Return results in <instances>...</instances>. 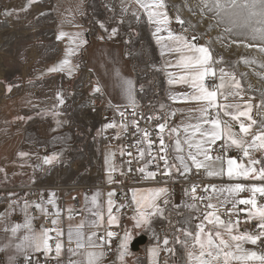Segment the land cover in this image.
<instances>
[{
  "label": "snow or ice",
  "instance_id": "obj_1",
  "mask_svg": "<svg viewBox=\"0 0 264 264\" xmlns=\"http://www.w3.org/2000/svg\"><path fill=\"white\" fill-rule=\"evenodd\" d=\"M132 3L138 5V9L131 13L136 22H140L143 15L146 22L153 26L152 35L160 46L161 55L176 56L174 62L168 61L164 66L175 67L180 70V74L169 72L168 82L170 84L178 82L188 84L192 91L186 98L200 102L202 106L196 109L195 116L189 115L188 122L179 127H169L167 118L162 120L159 116H141L136 111L135 82L130 78L123 77L117 70L115 76L125 101L124 104L116 106L122 121L119 124L115 120L106 123L101 132L114 128L127 131L128 125H133L137 136L135 144L130 145V147L135 148L138 160L145 161L144 166L138 170L144 173L147 178L154 179L156 177L157 171L147 170L150 165L156 164L157 169L164 176H171L173 171L187 175L192 173L193 169L197 171L203 169L209 177L227 176L229 180L242 178L244 180L264 181V155H261L260 158L253 156L254 152L264 153V121L257 126L258 122L250 116L251 103L220 102L229 101L230 98H233V101L236 98L243 100V90L235 74H229L223 68L218 70L215 67V64L221 61L214 57L210 46L200 45L196 42L198 38L195 34L191 37L186 35L188 28L184 27L186 24L184 19L179 16L176 17V22L182 28L180 33L171 29L172 18L169 16L166 0H132ZM203 7L212 11L218 17V22L225 25V35L242 37L245 41L258 42L255 44L247 43L244 46L256 48L261 55H264V0H207ZM127 10L126 7L124 11L127 12ZM100 27L104 28V24L101 23ZM116 31L113 28L110 36L116 35ZM65 37L70 41L65 57L58 64L49 68L48 71L67 72L71 76L73 65L70 57L75 55L86 41L82 40L80 33L60 32L57 38L62 40ZM232 42L238 43V41ZM244 62L246 64L260 63V66L264 68V61H258L257 57L245 59ZM218 72L219 75H217ZM217 79L219 83H215ZM8 91H11V87ZM94 91L100 92L101 88L97 86ZM57 99L58 106L63 105L64 100L60 93L57 94ZM128 108L132 109L131 113L127 112ZM53 115H59V113L54 112ZM129 115L133 119L125 123L124 121L128 120ZM136 117L146 122L153 119L161 122L157 123L153 133L147 127L141 128ZM225 117L239 123V132L234 130L232 123L224 119ZM242 117L250 123H246L245 120L241 119ZM254 126H257L255 131H253ZM119 135L118 132L116 134L117 139H119ZM221 140L224 143L216 147L214 152V146ZM153 145H156L155 150ZM233 147L241 151L243 158L241 162L226 155L228 150ZM126 154L132 156L133 153L128 151ZM20 155L25 156L27 154L21 153ZM60 155V153H53L51 156L44 157L43 165H52L59 160ZM121 155H125L123 150ZM146 156L150 159L145 160ZM114 157L115 153L109 154V160H114ZM160 161H163L162 169L159 166ZM128 163L130 165L132 161L129 160ZM131 170L129 168V171ZM115 171H117V167L110 164L108 169L109 183L112 182L111 174ZM203 191L209 194L197 198L195 196L197 186L193 185L190 190V199L193 201L197 199L201 203L207 201L203 204V208H199L195 202L187 204V207L200 213L196 217L199 222L193 225L189 221L186 227L178 229V232H182L185 237L180 242L186 249L190 264H264V249L257 251L245 246L264 244V203L258 204L257 200V194L264 197V184L235 183L219 188L215 185H209ZM167 192L168 189L165 187L150 188L142 193L133 191L132 200L135 203L136 214L132 219L135 220V227H148L151 230L152 218L164 216V210L157 201L165 197L164 204L166 205L168 203ZM244 192L250 194L249 198H240V194ZM107 195L109 224H115L117 218L113 215L115 202L112 199L115 193L109 192ZM100 196L101 193L96 192L90 197L91 215L95 217L90 221L93 227L103 221V214L98 210ZM85 200H89L87 195ZM41 201L42 203L35 204L37 209L47 215L48 209L43 204L52 205L55 210L54 215L59 217L60 209L56 206L55 191L48 193L46 201L41 194ZM225 205H231L228 209L230 216L239 211H245L249 220H256L258 223L254 226V230L240 231L238 219L235 221L229 219L227 222L221 219L220 213ZM241 205L246 207L241 209ZM28 207L29 204L25 202L22 211L26 213ZM69 211L71 212V209ZM51 223L57 225L59 220L53 219ZM209 225L211 227H208ZM83 227L84 225L81 224L75 231L76 249H69V252L72 255H83L85 260L71 261L70 264H99L105 253L102 250L88 251L87 249H101L102 245L97 244L94 240L95 233L85 239L82 232ZM21 231H23V235L17 236V233ZM52 232L55 233V236L50 234ZM11 233L13 237H16V242L8 245V247H14L16 250L15 255L10 257L12 264H15L16 256L21 254L25 260H30L33 252L41 250L46 255L53 251L57 257L61 254L63 245L60 237L63 232L58 228L43 229L37 232L32 227L31 218L25 215L24 222L15 224L11 228ZM153 234L154 238L159 241L157 234L155 232ZM115 235L116 233L112 231L107 233L109 238ZM72 238L73 232L70 229L68 232L69 241ZM174 238L179 240V235H174ZM129 239L130 236L126 233L120 244V248L123 249L120 252V260H123L127 254ZM53 240L55 241L54 245L50 244V241ZM162 244L168 246L169 239L163 238ZM80 249H85V251L80 253ZM165 250L172 251L170 247H166ZM151 254L153 264H155L158 249H151Z\"/></svg>",
  "mask_w": 264,
  "mask_h": 264
},
{
  "label": "rangeland",
  "instance_id": "obj_2",
  "mask_svg": "<svg viewBox=\"0 0 264 264\" xmlns=\"http://www.w3.org/2000/svg\"><path fill=\"white\" fill-rule=\"evenodd\" d=\"M45 2L50 4L49 0H0V141L13 137L7 145L13 144L15 140L17 148L14 150L18 153L31 155L30 167H33L36 163H42L43 158L50 156V153L46 149L42 150L28 144L23 145L21 149L20 137L23 130L31 123L45 122L46 125L48 123L50 125L52 121L54 125L49 126L46 133L53 129L61 130L64 127L69 129L75 136V146L58 152L61 154L59 160L49 165L50 170L40 174L39 178L43 179H40L39 183L46 187H59L61 193L58 194L60 196H63L62 193L80 188L75 192L80 196L82 191L87 192L91 188H95L100 181L106 185L111 184L109 183L108 169L110 164H114L118 170L116 160L118 146L113 144L103 146L101 141L109 136L116 138V134L119 132L121 135L122 131L119 128H114L101 132L103 126L110 121L115 120L118 124L120 123L118 111L116 107L104 103L103 98L94 91L95 88L91 87V80L86 78L87 66L81 67L79 63V56L85 55L84 50H80L82 46L76 53L77 56L70 58L73 65L71 76L67 72L65 76L48 71L49 68L53 67L57 41L53 30L54 17L50 8L45 7ZM206 2L207 0H166L169 16L172 18L171 11H174L186 21L184 26L188 28L186 35L191 37L195 34L198 38L196 42L200 45L210 46L214 57L221 61L216 63L215 67L218 70L223 68L229 74H235L243 90V100L236 98L233 101V98H230L231 101L242 104L251 103L250 116L252 115V119L260 123L259 121L264 117V68L260 66V63L246 64L244 61L251 57H257L258 61H264V55H261L256 48L244 46L247 43L255 44L258 42L245 41L242 37L225 35V25L218 22V17L212 11L203 7ZM122 3L121 0H85L86 7L76 16V22L89 38L85 35L83 41L86 43L83 45L92 43L95 38L96 40L112 39L125 43L127 57L137 75V92L141 97L140 103L142 104L136 109L149 111L163 120L167 117L162 112L164 105L162 88L169 78L168 73H166V69L169 67L164 65L169 55H161L160 46L152 35L153 26L146 22L143 15L140 22H136L131 15V6L125 12L124 9L127 6L125 7ZM101 23L104 24V28L100 27ZM170 27L174 32L180 33L182 31L181 25L176 22V19H172ZM113 28L117 30L116 35L110 36ZM57 31L59 33L64 32V30L59 31V29ZM232 41H238V43ZM69 45H66L65 52ZM64 57L65 54L62 59ZM215 83H219L218 79L215 80ZM9 87H11V91H8ZM58 93L64 100L63 105L60 106H58ZM54 112H58L59 115H53ZM168 124L173 126L172 121L168 120ZM222 143L214 146L213 151L215 152V148ZM8 146L0 145V152L7 149L6 154L10 153L11 150ZM36 151H38V155L33 157V153L36 154ZM110 153H115L114 160H109ZM229 153L236 159V154L241 153V151L229 149L226 155L228 156ZM261 155L264 153H253L256 158ZM2 159V161L0 160L2 165L4 163L9 165L7 157ZM237 159L242 160L243 158ZM32 172V175L30 173L27 178H23L21 181H15L12 177L5 178L6 187H2L3 189L0 190L6 189L5 194L11 195L10 200L26 202L22 199L20 188L37 183L36 172L33 170ZM115 172L111 174V180ZM103 175L104 180L102 179ZM172 176L174 180L186 177L180 173H173ZM211 178L216 179L213 176ZM226 178L228 179V177ZM44 179L45 181H43ZM223 179L225 178L216 180V182ZM256 182L258 185L263 184V181ZM226 183H230V181ZM89 186L93 187L89 188ZM215 186L217 187V184ZM159 187H165L169 190L164 185ZM99 188L103 192L100 186ZM113 189L111 187L106 188V204L107 194L114 190L116 193L118 191L117 188ZM148 189L150 188L134 190L137 193H142ZM134 190L131 192L133 193ZM132 193L129 195L130 198H132ZM0 194L4 193L0 192ZM71 197L72 194L66 196L68 209L71 207H69ZM259 197L258 194V204H260ZM262 198L264 199V197ZM31 206L32 213L34 206L32 204ZM133 207H135L134 202ZM177 209L173 204L167 207L171 232H177L180 229L173 220L175 217L173 210L176 211ZM115 214L113 212V215ZM117 215H122V212L119 211ZM181 215L184 214L181 213ZM190 215L191 213H187L186 217H191ZM192 215L196 219L197 211L192 212ZM107 223L110 225L109 220ZM143 228H138L135 232ZM123 233L120 242L123 240L125 231ZM150 246L151 248L157 247V245ZM0 254L3 255L1 252Z\"/></svg>",
  "mask_w": 264,
  "mask_h": 264
},
{
  "label": "crops",
  "instance_id": "obj_3",
  "mask_svg": "<svg viewBox=\"0 0 264 264\" xmlns=\"http://www.w3.org/2000/svg\"><path fill=\"white\" fill-rule=\"evenodd\" d=\"M50 6L48 5V2H45V7L50 8L51 14L54 17L53 21V30L55 33V40L57 41L56 47V56L53 60V66L59 63V61L62 60V57L65 54V48L67 44H70V41L67 37H65L62 40H59L57 37L59 35V32L57 29L64 30V33L68 34H74V33H80L81 38L86 37L88 38L87 34L82 30L81 27H79L78 23L76 22V16L86 7L85 0H49ZM123 2V3H122ZM121 3L127 8L131 6V10L138 9V5L135 3H132V0H121ZM43 8V6H41ZM89 39V38H88ZM70 46V45H69ZM81 51L84 50V54L88 59V64L86 67V78L91 80V87L96 88L99 86L101 88L100 92H97V94L103 98L104 103L116 107L117 105H122L125 103L123 96L121 94V90L119 88V84L117 82V78L115 76L116 71L118 70L120 74L123 77L130 78L135 82V88H136V101H137V107H140V99L139 93L137 92V75L135 73L134 67L129 61L127 57L126 52V46L125 43H120L116 40H107V39H93L92 43L88 44H82L81 45ZM76 55V54H75ZM73 55L72 57H76ZM168 56V55H167ZM71 58V57H70ZM176 56L175 55H169L167 57L166 61H175ZM75 67V65H74ZM77 67V66H76ZM167 72H172L177 75L180 74V70L175 67H169L166 69ZM60 75H67L66 72H56ZM169 80V78H168ZM219 82V81H218ZM191 88L188 86V84L185 83H173L170 84L166 81V83L163 85L162 88V98L164 99V105H163V113L167 117L169 121L173 122V126L169 127H179L183 123L188 122L189 115L195 116L196 115V109L200 108L202 105L200 102L192 101L190 99H187L191 94ZM175 98V99H174ZM220 102H233L231 101H220ZM117 108V107H116ZM175 113V115H172ZM252 117V115H251ZM224 119L229 120L230 123H232L233 128L235 131L239 132V123L235 121H231L230 118L225 117ZM242 120H245L246 123H250V121L246 120V118H241ZM255 120V119H254ZM50 121V120H49ZM264 121V117L261 118L259 122ZM51 122V121H50ZM53 121L46 125L45 122H42L40 124H30L27 126L20 137V142H22L21 149L23 148V145L28 144L35 146L42 150H48L50 153V156L53 153L63 152L65 149L71 148L75 146L76 139L74 134L67 128H63L61 130H52L49 133H46V129L49 128V126H53ZM259 123H257V126ZM253 127V131L256 130V127ZM50 130V129H49ZM13 138V137H12ZM8 138L4 141H0V145H6L8 146V142L12 139ZM250 139V137H249ZM18 142V141H17ZM167 142V139H166ZM224 141H218L217 144ZM18 144V143H17ZM9 150H11L10 153L6 154V150H2L0 153V160L2 161L3 157H7L9 160V165L4 163L2 165V162H0V189H3L2 187L5 186V178L12 177L15 179V181H21L23 178H27L28 175L33 174L31 171V162L32 160L31 155H25L21 156L20 154L22 152L15 151L14 149L17 148L16 141L14 140L13 144H10ZM186 149V146H185ZM231 149H236L235 147ZM36 151V154L33 153V157L38 155ZM261 153V152H258ZM6 155V156H5ZM228 157L234 158L232 155H228ZM237 159V158H236ZM238 162H241L240 159H237ZM246 163V160L244 161ZM173 173H178L173 171ZM217 180H220L223 177H217L213 176ZM227 177V176H225ZM104 180V175L103 178ZM230 183H220V181L217 183V187H224L235 183H244V184H256V180L248 179H240V180H229ZM112 188V187H111ZM114 190V189H113ZM96 192H100L101 196L99 197V211L103 214V221L99 222L97 226L93 227L90 224V221L95 219L91 215V205H90V197L95 194ZM114 193L115 190L113 191ZM132 193V192H131ZM79 196L81 198L82 202V208H83V214L79 217H73L69 211V209L66 207V216L64 219L57 218L59 220V223L57 225H54V228H58L60 231L63 232V235L60 237V240L62 242V251L59 257L55 260V264H70L71 261H84L85 257L83 255H72L69 252V249H76V236L75 231L79 228L81 224L84 225L82 232L84 234V238L87 239L88 236H92L93 233H95L94 240L97 244L102 245L101 249H87L88 251H103L105 253L104 257L100 260L99 264H133V252L129 248V244L133 241V239L142 234L143 229L138 230V232H135L137 227H135V220L132 219V217L136 214L135 207L134 209L130 211V215L122 216L115 214L117 218V222L115 224L108 225V215H107V204L105 202V196H103V192L100 188H91V190L85 192L82 191ZM77 195L75 192L72 194ZM89 197V200H85V196ZM226 195V194H225ZM258 195V194H257ZM250 194L248 192H244L240 194V198L247 199L249 198ZM11 195L9 194H0V252L3 253L5 260L4 264H12L10 261V257L15 255V248L8 247L9 244L16 242V237L12 236L11 228L17 224H22L25 219V215L27 217L31 218V204H29L28 209L26 210V213L22 211L23 206L25 204L21 203L20 201L15 199H11ZM71 198L69 199L70 202ZM159 201V200H158ZM157 203L159 204V202ZM71 206V203L69 204V207ZM226 206V205H225ZM114 208V207H113ZM71 209V207H70ZM40 214L42 212L40 209H37ZM170 211V209H168ZM166 211V213L168 212ZM172 211V210H171ZM175 217L173 220L177 223L179 228L186 227L189 223V221L192 222L194 225L195 223H198L199 221L195 219L194 215H190L191 217H186V214L184 215L178 214L175 210ZM107 226H117L122 225L123 231H125V234L130 235V239L127 242V254L124 256L123 260H120V252L123 251V249L120 248V239L118 241V245L116 247L115 252L109 256L105 251V240L99 236L100 232L102 231L103 227ZM32 227L35 231L39 232L42 229H36L32 222ZM208 227H211L210 225ZM72 230L73 232V238L71 241L68 239V232L69 230ZM207 230V229H206ZM132 233V234H131ZM124 233L121 234V236ZM137 234V235H136ZM183 234V233H182ZM23 231L18 232L17 236H22ZM120 236V238H121ZM125 236V235H124ZM124 238V237H123ZM72 242L74 244V247L72 248H66L64 247V241ZM174 244V243H173ZM171 246V245H170ZM246 247L257 250L255 248L256 245H245ZM158 249V255L155 257V264H172L175 262V256H174V248L173 245L170 247L172 249L171 252L166 251L167 253V259L166 262H161L160 260V251L161 247H153ZM151 248L150 245L146 246L143 250V254L146 257V264H153V256L151 254ZM42 251V250H41ZM85 249H80L79 252L83 253ZM40 252V251H39ZM38 253V252H33ZM185 262L184 264H190V262L187 259V252L185 249ZM23 257V256H22ZM20 258V257H19ZM18 259V256H16L15 264Z\"/></svg>",
  "mask_w": 264,
  "mask_h": 264
},
{
  "label": "built area",
  "instance_id": "obj_4",
  "mask_svg": "<svg viewBox=\"0 0 264 264\" xmlns=\"http://www.w3.org/2000/svg\"><path fill=\"white\" fill-rule=\"evenodd\" d=\"M172 19H176L178 16L177 13L174 11H171ZM96 19V17H95ZM97 22V20H95ZM96 24V23H95ZM91 30V28H90ZM91 33V32H90ZM79 63L81 67H86L88 64V60L85 55H81L79 58ZM132 109H127L128 113H131ZM137 113H139L141 116H155L153 113H150L149 111H143L141 109H136ZM133 119L132 116H128V120L124 121L127 123ZM136 119L139 120V124L141 128L147 127L149 131H152L153 133L156 130L157 123L161 122L156 119H153L151 121H145L143 119H139V117H136ZM119 122L122 121V118L118 115ZM137 133L135 130V127L131 124L128 125L127 131H122V134L120 135L119 139L115 138L114 136L105 137L102 139L101 144L103 146L113 144L118 146L116 160L118 163V170L113 174L111 185H106L104 183H97L95 187L99 188V186L103 189V195L105 196L106 188L112 187L117 188V193L112 198L114 200V208L113 212L118 213L119 211L122 212V216L130 215V211L133 210V200L130 198L129 195H131V191L138 188H145V187H154V186H166L169 188L167 195H168V203L165 205L163 203H159L160 207L164 210V216H156L152 218L151 222V230H149L148 227H145L142 231V234L146 236L147 242L145 246L140 247L139 251L133 252V264H146V257L143 254L144 248L147 246V244L150 245H157L161 247L160 251V260L161 262H166L167 259V253L165 250L166 247H171L173 245L174 248V256H175V262L172 264H184L185 262V248L182 246L181 242L183 239H185L184 235L180 232H171L169 230V218L167 216V207L171 206L173 204L176 208H178L176 211L178 214L181 213H191L194 211H197L195 209L187 207V204L189 203H197L199 208H203V204L207 203V201H204L201 203L198 199L193 201L190 199V190L193 185L197 186V192L195 193V196L198 198L203 195H208L209 193H205L203 189L206 186L209 185H215L219 181L216 182L217 179H212L211 177L207 176L203 169L197 171L193 170L192 173L187 174L184 179L180 180H174V177L171 176H164L161 174V171L157 169L156 164H152L148 167V171H157V175L154 179L147 178L144 173L139 172V168L144 166L145 161L144 160H138L137 158V152L135 151L134 147H130V145L135 144ZM153 138H155L153 136ZM158 143V141H157ZM218 147V146H217ZM154 150L156 149V145H153ZM125 152V155H121V151ZM128 151H132V156H128L126 153ZM237 158L242 157V153L236 154ZM261 157V156H260ZM258 157V158H260ZM150 159V157H145V160ZM131 160L132 163L129 165L128 161ZM160 169L163 168V161L159 162ZM33 171L36 172L35 178H37V183L31 186H24L20 188V194L22 196V199L34 206L32 209V222L34 224V227L36 229H53L54 225L51 223L53 219H64L66 216V196L69 194H73L74 192L78 191H68V193H62L63 196H60L61 193L58 188H52V187H46L45 185H42L39 183L40 174L42 172H45L47 170H50L51 168L49 165H43V163H36L33 167H31ZM129 168L132 170L129 171ZM52 177V175H50ZM225 179L221 180L220 183H226L229 182V179L226 177H223ZM45 181V179L43 180ZM264 184V181L262 182ZM93 187V186H89ZM83 189V188H82ZM87 190V188H84ZM6 189L0 190V192H3L5 194ZM52 191H56V206L60 209V215L59 217L54 215V209L52 205L43 204L44 207L48 209V214L45 215L44 213L40 214L37 212V209L35 207V204L42 203L41 201V194H43L44 200L46 201L48 198V193ZM59 193V194H58ZM129 196V197H128ZM259 202L264 203V199L262 197H259ZM178 202V204H177ZM71 203V215L73 217H79L83 214V208L81 207V198L78 195H73L70 200ZM184 206L188 208L189 211H186L184 209ZM121 207V210L119 208ZM231 206H226L223 208L222 212L220 213L221 219L225 220L226 222L229 219H232L233 221L239 220L240 221V231H253L254 226L258 223L254 220H249L247 213L245 211H239L238 213L234 215H229L228 209ZM246 206H240L241 209L245 208ZM249 207V206H248ZM198 215L200 213L197 211ZM197 220V219H196ZM109 231L115 232L116 235L114 237L109 238L107 236V233ZM156 233L159 237V241H157L154 238V234ZM123 233V227L122 225L117 226H107L105 225L100 232L99 236L102 237L105 240V251L106 253L111 256L118 245V241L120 239L121 234ZM51 235L55 236V233H50ZM178 234L180 241L174 238V235ZM167 237L169 239V246H164L162 244L163 238ZM174 243V244H173ZM50 244H55V241H50ZM171 245V246H170ZM64 247L66 248H72L74 247V244L72 242L64 241ZM257 251L264 249V244H258L255 246ZM57 259V256L55 252L53 251L50 254H45L43 251H40L38 253L31 254L30 260H25L24 257L19 259V264H55V260ZM5 257L4 255L0 254V264H4Z\"/></svg>",
  "mask_w": 264,
  "mask_h": 264
},
{
  "label": "water",
  "instance_id": "obj_5",
  "mask_svg": "<svg viewBox=\"0 0 264 264\" xmlns=\"http://www.w3.org/2000/svg\"><path fill=\"white\" fill-rule=\"evenodd\" d=\"M147 242L146 236L144 234H140L136 236L130 244V249L132 252L139 251L140 247L145 246Z\"/></svg>",
  "mask_w": 264,
  "mask_h": 264
},
{
  "label": "bare ground",
  "instance_id": "obj_6",
  "mask_svg": "<svg viewBox=\"0 0 264 264\" xmlns=\"http://www.w3.org/2000/svg\"><path fill=\"white\" fill-rule=\"evenodd\" d=\"M4 19V18H3ZM80 57V56H79ZM117 117V116H116ZM32 171V170H31ZM32 184V183H31ZM33 185V184H32ZM111 185V184H110ZM18 186V185H17ZM79 186V185H78ZM80 187V186H79ZM159 186H154V188H158ZM16 188V187H15ZM71 188V187H70ZM145 188H152V187H150V186H148V187H145ZM138 189H143V188H138ZM80 190V189H79ZM167 199H168V195H167V197H166ZM164 199H165V197H163L162 199H160L159 200V203H163L164 202ZM177 204H178V202H177ZM184 209L186 210V211H189L188 210V208L186 207V206H184ZM189 213V212H188ZM187 214V213H186ZM192 215V214H191Z\"/></svg>",
  "mask_w": 264,
  "mask_h": 264
},
{
  "label": "clouds",
  "instance_id": "obj_7",
  "mask_svg": "<svg viewBox=\"0 0 264 264\" xmlns=\"http://www.w3.org/2000/svg\"><path fill=\"white\" fill-rule=\"evenodd\" d=\"M16 251V250H15ZM19 257H22V254L21 255H18V258ZM17 264H19V259H17Z\"/></svg>",
  "mask_w": 264,
  "mask_h": 264
}]
</instances>
